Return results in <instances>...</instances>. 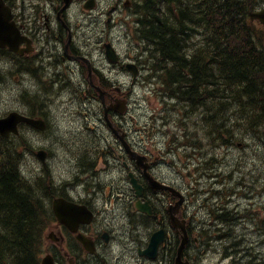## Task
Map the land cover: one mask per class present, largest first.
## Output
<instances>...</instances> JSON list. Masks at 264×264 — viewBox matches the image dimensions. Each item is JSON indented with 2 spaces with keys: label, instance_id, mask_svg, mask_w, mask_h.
<instances>
[{
  "label": "flooded vegetation",
  "instance_id": "1",
  "mask_svg": "<svg viewBox=\"0 0 264 264\" xmlns=\"http://www.w3.org/2000/svg\"><path fill=\"white\" fill-rule=\"evenodd\" d=\"M7 1L23 34L34 42V52L25 58L41 60L42 67L55 76L56 85L65 91H75V101L71 103L77 104L93 100L94 95L87 84L75 82V59L81 63L77 57L85 54L84 42L75 27V5L78 4L82 10L88 12L91 19L98 17L105 24H109L120 22V19V23H128V8L131 10L134 3L138 4L135 15L140 24L139 35L142 37V32H147L150 43L155 41L150 40L151 22L145 19L144 14L154 1L163 8L168 7L167 4H161L160 0H97L96 10H86L85 0H72L67 7L64 0ZM201 1L204 7L205 0ZM188 3L187 7H190L193 1L189 0ZM172 6L177 8L174 0ZM191 21L196 23V19ZM193 42L195 47L198 42L203 46L206 38ZM187 49L185 44L183 52L186 53ZM161 55L163 56V53ZM114 66L123 68L121 63ZM202 66V72L206 73L207 64L202 62ZM99 76L102 74L99 73ZM101 82L106 83L102 79ZM119 121L122 123L119 128L126 131L125 139L119 140L112 136V140L102 147L107 156L105 168L110 178L75 181V202L86 205L95 215L94 221L81 224L79 231L95 242L99 254L106 255L110 245L118 241V237H122L126 241L127 258L130 255L128 259L123 260V264H173L177 238L180 237L181 231L173 225L172 216L186 221L191 241L185 250V258L193 264H200L207 259L206 254L202 255L206 253L207 236H223L228 234L235 224L248 221L253 223L254 231L264 232V161L262 164L252 163L245 166L239 161L231 165L230 169L222 170V165L208 166L207 157L201 159L203 140L195 143L193 150H187L188 146H191L190 140L185 129L181 127L176 133L149 134L140 132L138 127L136 132H132L125 120L120 118ZM205 125L207 126V115L201 122L193 121L191 128L200 129ZM14 137L10 135L7 138ZM145 139L147 142L143 141ZM127 145L133 151L146 154L152 175L161 184L175 190L155 189L142 168L128 153ZM249 145L259 150L256 143ZM195 155H199L201 162L196 163L195 158L190 159ZM76 158L84 170L93 165L92 160L85 155V148L77 153ZM128 171H133L138 183L143 186L141 200L151 205L152 216L137 211V198ZM29 184L40 198L46 195V189L40 187L37 182ZM63 185L62 192L69 193V182ZM159 229H164L165 241L159 248L157 257L151 259L142 252L148 246L152 233ZM145 230L148 233H145ZM47 238L51 239V236L48 237L44 229L42 243ZM62 246L61 244L58 247ZM239 251L240 249H237L234 253ZM96 255L87 251L75 238V264H101L95 260ZM259 258L264 262V258Z\"/></svg>",
  "mask_w": 264,
  "mask_h": 264
},
{
  "label": "trees",
  "instance_id": "2",
  "mask_svg": "<svg viewBox=\"0 0 264 264\" xmlns=\"http://www.w3.org/2000/svg\"><path fill=\"white\" fill-rule=\"evenodd\" d=\"M184 1L174 0L176 9L172 0H160L161 4L168 5L165 8L156 2L159 20L153 27L149 26L150 40L155 43L149 42L147 32H142L141 37L152 47L156 56L153 63L165 69L161 73L168 74L169 68L173 69L170 86L174 93L191 86L189 91L185 90L191 96V107L207 89V118L219 127L224 122L214 137L224 136L222 131L234 122L232 99L227 97L236 91L240 117H246L243 107L246 96H253L249 103L254 104V116L264 119V31L249 16V0H205L204 7L201 0H192L190 7L184 6ZM187 10L190 22L196 27L193 26L189 36L183 37L179 26L189 22ZM201 24L204 26L200 27ZM195 35L206 38V43L202 46L198 42L195 47L189 38ZM182 44L188 46L186 53ZM199 56L203 59L201 62ZM202 62L207 64V74L202 72ZM162 78L168 83V76ZM19 137L22 136L5 138L0 134V264H41L40 246L49 212L42 197L37 198L18 171L17 164L23 156L21 147L26 146L22 139L16 140ZM261 144L264 146V142ZM35 182L46 187L41 177ZM256 263L254 260L247 264Z\"/></svg>",
  "mask_w": 264,
  "mask_h": 264
},
{
  "label": "rangeland",
  "instance_id": "3",
  "mask_svg": "<svg viewBox=\"0 0 264 264\" xmlns=\"http://www.w3.org/2000/svg\"><path fill=\"white\" fill-rule=\"evenodd\" d=\"M199 60H200L199 62H201V60H203L202 57L199 56ZM4 66H8L7 62L0 61V72L2 68H4ZM3 71L6 72L7 70H3ZM148 87L150 86L149 85L147 86V83H140L135 88H133L132 92L130 93V97L132 100L131 105L135 108L134 109L135 114L137 116H141L142 118H144L145 116L148 117L152 114H158L160 110L162 109V105L160 103V97L155 95V93ZM21 90H22V87L16 83L15 75L12 73H9L6 76V80H0V114L11 108H19L22 111L28 110V106L20 99V94L23 91ZM56 96L57 97L60 96L61 98H64V99L69 97L65 93H58ZM42 110L44 111V109L42 108V109H39L38 112ZM53 110H55V114H57V116L62 118V116L58 114L59 106L55 103L51 105L50 112L54 113ZM55 118L56 116H53V117L50 116V119L52 122L54 121ZM77 121L78 120L75 117V123ZM84 122L85 120L82 119L80 122L76 124V126L77 127L80 126L81 128ZM65 126L69 133V136L68 138H65V139L61 137V139L63 143L70 144L71 143L70 138L72 135V131L69 130L67 123L65 124ZM57 131H58V126L54 124V128L51 131L47 132L46 135L39 134V133L38 134L42 137H53L54 147H50V149L52 150V158L49 159V163H50L51 171L53 173L54 181L60 183L62 182V179L72 177L73 172H74V167L71 166L69 163L65 162L67 158H65V155L63 153L62 143L59 140V138L54 135V133L56 134ZM236 132H237V125L235 122H232V125H228L226 131L225 130L222 131L223 135L228 136L229 138L236 137ZM78 136L79 134H75V137H78ZM219 146H221V143H217V142L212 143L210 140H208V145L205 147L204 151H206V149L207 150L213 149L216 151L219 148ZM259 151L261 153H264V148L261 145V143L259 145ZM67 157H70V154H68ZM225 159L227 161H230L231 155L228 153ZM236 227H239V226L236 224ZM240 237L242 236L235 235V236L226 237V239L224 240V245L226 246L228 251L232 252L238 247V243H236V245H232V242L233 241L236 242V240L240 239ZM252 244H256V243L252 241L250 237L246 236L245 246L252 245ZM44 246L46 247V245H43V247ZM44 251L45 250L43 249V252ZM225 263L230 264V261H226Z\"/></svg>",
  "mask_w": 264,
  "mask_h": 264
},
{
  "label": "water",
  "instance_id": "4",
  "mask_svg": "<svg viewBox=\"0 0 264 264\" xmlns=\"http://www.w3.org/2000/svg\"><path fill=\"white\" fill-rule=\"evenodd\" d=\"M255 15L264 22V10L262 12L256 13ZM12 33H13V30H12V26L10 23V17L7 12H4V14L0 16V45L10 44L11 43L10 34ZM113 59L116 60L114 55H113ZM132 66H133L132 64H129V67H132ZM23 120L32 122L31 119L24 117L16 112H13L7 118L0 119V129L4 135H9V132L11 130L17 131V128H16L17 123ZM35 124L42 127L44 123L42 121H37L35 122ZM39 155L44 156V152L40 151ZM55 209L61 221H64L68 224L72 223L73 215L75 213V205L69 202H66L63 199H59L56 202ZM187 241H188L187 235H183V241L178 251L176 264H189L188 262L182 260L183 249ZM44 264H52L51 259L48 257L45 258Z\"/></svg>",
  "mask_w": 264,
  "mask_h": 264
},
{
  "label": "clouds",
  "instance_id": "5",
  "mask_svg": "<svg viewBox=\"0 0 264 264\" xmlns=\"http://www.w3.org/2000/svg\"><path fill=\"white\" fill-rule=\"evenodd\" d=\"M33 90L35 89L33 88ZM53 111L55 116V110ZM53 123L58 126L56 135L68 138L69 133L66 129L65 123L62 122V118L56 116ZM21 136L26 146L33 150L39 151L40 149L54 147L53 137H42L32 130H23ZM17 167L20 175L29 183H33L41 173V164L38 159L32 154V152L27 150L23 152V156L18 161Z\"/></svg>",
  "mask_w": 264,
  "mask_h": 264
},
{
  "label": "bare ground",
  "instance_id": "6",
  "mask_svg": "<svg viewBox=\"0 0 264 264\" xmlns=\"http://www.w3.org/2000/svg\"><path fill=\"white\" fill-rule=\"evenodd\" d=\"M188 1L189 0H185L182 4L184 5V6H186L187 7V5L189 4L188 3ZM155 3V4H154ZM154 3L152 4V8H150L149 7V9L147 10V12L144 14V17H145V19H147L148 21H150L151 22V25H152V27L155 25V22H156V20L158 19L159 20V17H158V12H157V3L154 1ZM150 11V12H149ZM189 10H187V12H186V17H188V19H189V17H190V13L188 12ZM251 17V16H250ZM251 19L252 20H255V19H253L252 17H251ZM258 24V22L256 21V25ZM164 25H165V23H164ZM193 26H195L194 24H192L190 21L189 22H187L186 24H183V25H180L179 26V28H180V32L182 33V35L181 36H183V37H187V36H189L191 33H192V28H193ZM196 27V26H195ZM197 29V28H196ZM194 30V29H193ZM194 35V34H193ZM190 38V40H191V42H193V41H195V40H198L199 39V37H196V35L194 36V37H189ZM177 39V38H176ZM184 45L185 44H182V46L184 47ZM79 51V50H78ZM4 62V61H3ZM204 74H207V73H204ZM132 106V105H131ZM222 122V121H221ZM223 124L219 127V124L218 125H213L210 121H209V119L207 118V126L210 128V130L212 131V133H213V135L214 134H216L218 131H220L222 128H223V126H224V122H222ZM0 134H1V136H3V137H5V138H7L8 136H5V135H3L2 134V132L0 131ZM195 151V150H194ZM197 151H199L198 149H197ZM191 152V151H190ZM194 154V153H193ZM190 158V157H189ZM190 159H192V157L190 158ZM191 161V160H190ZM195 161V160H194ZM200 161V160H199ZM203 161H205V160H203ZM57 162V161H56ZM192 162V161H191ZM201 162V161H200ZM206 162V161H205ZM198 163V162H197ZM240 164V163H239ZM239 164H238V166H239ZM179 165V164H178ZM191 165H192V163H191ZM200 165V164H199ZM243 165V164H242ZM243 166H245V165H243ZM192 167V166H191ZM197 167V166H196ZM247 167V166H246ZM239 168V167H238ZM244 168V167H243ZM240 169V168H239ZM242 169V168H241ZM247 170V169H246ZM193 173V172H192ZM37 196V195H36ZM37 198H40V196H37ZM45 205H46V203H45ZM47 207V206H46ZM224 215H225V213H224ZM229 217V216H228ZM223 220V219H222ZM223 222H224V220H223ZM223 222H222V224H223ZM45 229V228H44ZM43 238H44V231H43ZM43 241V240H42ZM42 244V243H41Z\"/></svg>",
  "mask_w": 264,
  "mask_h": 264
}]
</instances>
